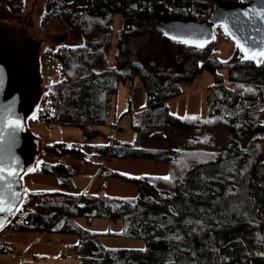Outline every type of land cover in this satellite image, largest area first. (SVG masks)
<instances>
[{
	"label": "trees",
	"instance_id": "16d2710c",
	"mask_svg": "<svg viewBox=\"0 0 264 264\" xmlns=\"http://www.w3.org/2000/svg\"><path fill=\"white\" fill-rule=\"evenodd\" d=\"M206 1H45L42 22L61 20L77 39L53 53L64 76L44 95L48 123L77 127L89 140L111 111L116 122L131 112L128 95L125 111L116 117L120 86L130 94L138 78L145 94L140 117L130 118L129 140L101 144L90 155L80 143L53 142L49 155L97 162L104 177L136 186L137 195L111 197L102 187L74 193L77 167L44 156L31 172L52 175L56 186L25 191L23 203L30 211L16 231L76 235L79 264H264V154L257 148L264 142V57L243 58L234 44L229 58H218L213 45L228 38L221 27L222 35L214 28L215 38L203 47L172 40L157 28L174 19L204 21L215 0H209L210 7ZM5 2L13 13L25 6V0ZM116 16L119 28L113 33ZM76 67L86 74L70 79L68 71ZM204 70L214 79L206 90L205 117L170 114L168 100L182 95ZM172 128L190 132L191 138L173 148L143 144L165 141ZM219 129L227 135L213 142ZM104 155L166 164L170 179L123 175L101 166ZM80 217L87 224L96 218L120 220L122 230L115 235L141 240L144 247L106 248L99 233L77 224ZM6 252L0 247V254Z\"/></svg>",
	"mask_w": 264,
	"mask_h": 264
},
{
	"label": "water",
	"instance_id": "95a60500",
	"mask_svg": "<svg viewBox=\"0 0 264 264\" xmlns=\"http://www.w3.org/2000/svg\"><path fill=\"white\" fill-rule=\"evenodd\" d=\"M245 13L249 15L245 16ZM262 17L264 0H218L204 21L174 19L157 28L172 40H186L189 44L198 45L206 40L207 43L211 42L214 28L221 27L236 46L239 43L245 49L241 52L246 56L264 49ZM64 38H59V41L62 42ZM39 47V41L29 34L22 23L0 19V69H3V83L0 84V133L3 135V140H0V159L17 173L5 182L11 185L10 189L0 185L6 201L4 207L11 209L0 213V222L4 224L0 234L16 211L15 208L21 204L13 199L12 192L19 193L23 202V178L32 170L39 155L38 136L32 134L28 123L41 96ZM249 49L252 51L249 52ZM14 119L21 121V127L10 134L11 130L3 126L6 120Z\"/></svg>",
	"mask_w": 264,
	"mask_h": 264
},
{
	"label": "crops",
	"instance_id": "0c3cea01",
	"mask_svg": "<svg viewBox=\"0 0 264 264\" xmlns=\"http://www.w3.org/2000/svg\"><path fill=\"white\" fill-rule=\"evenodd\" d=\"M234 47L230 50V55ZM213 84L214 79L212 74L198 76L189 84V88H186V91L182 95L168 100L167 106L170 114L179 118L187 115H198L200 118H204L206 115V90ZM128 95L131 99V93ZM144 107L145 103L135 105L131 101V112L124 116L121 121L126 119L129 122L130 118L134 120L138 116L140 117V113H142ZM109 124H112V122ZM109 124H106V127L110 128L102 132L107 139L109 136L108 130L112 128ZM128 136L131 138V133ZM124 139L126 140L125 137H123V141ZM69 158L79 169L72 178L74 187L72 190L74 193H93L99 187H102V190L105 191L104 193L111 197H136V186L125 184L117 178L104 177L97 162H89L86 164L76 157L70 156ZM100 163H102V160H100ZM103 165L107 169L129 177L147 176L162 178L168 177L169 175V168L166 164H157L147 159H115L109 160ZM28 175H31L28 178V182H26V175L23 178L25 191H39L55 188L56 186V180L52 175L48 177L52 176L53 181L45 177L48 174L30 172ZM76 222L84 229L99 233V240L106 248L142 249L144 247L143 242H136L132 238H123L115 235L122 230V222L120 220L112 221L104 218H96L90 224H87L86 220L80 217L76 218ZM77 242L78 237L74 234L45 232L37 234L36 236L34 235L32 238L29 232L7 229L0 234V247L5 246L7 248L6 253L0 254V264H19V261L10 255L11 251H30L31 256L25 260V264H79L74 250Z\"/></svg>",
	"mask_w": 264,
	"mask_h": 264
},
{
	"label": "rangeland",
	"instance_id": "374dc122",
	"mask_svg": "<svg viewBox=\"0 0 264 264\" xmlns=\"http://www.w3.org/2000/svg\"><path fill=\"white\" fill-rule=\"evenodd\" d=\"M45 1L46 0H25L24 9L21 12L13 13L11 9L6 5L5 0H0V19L6 18L4 20L14 21L16 23H22L23 26L28 30L29 34L40 43V47H39V70L41 76L40 100L41 98H43V96L46 93H48V91H50L49 90L50 88H53L54 83L58 79H61L62 76H64L60 74L61 71L59 70L58 63L53 57V53L61 45H65L70 42L73 43L77 40L76 34L73 32L71 28L67 27L63 21L53 20L51 23L42 22V14L44 11ZM208 6L210 7V4ZM206 17L207 16H205V18ZM118 28H119V17L116 16L113 24V33H115V31ZM216 33L222 35L221 29L216 27ZM63 36L65 38L62 42H60L59 38ZM113 44H115V34H113L111 53L114 52ZM233 47H234V43L229 38L221 36L214 43L213 50L216 51L218 58L227 59L229 58L230 50ZM221 73L225 75L226 72L225 70H221ZM85 74L86 72L80 67H76L75 69H70L68 71V75L70 79H76ZM200 75H211V74L208 71L204 70L199 74V77ZM183 88L185 92L186 88H189V84L185 85ZM130 93H131V101H133L135 105L145 103L144 89L138 78L135 79L134 86ZM127 96H128L127 88L124 86H120L118 91L117 104H116V114H117L116 117L119 116L124 111V108L126 107L127 104ZM113 113L114 111H111L110 114L111 118L105 124L96 126L98 135L92 137L89 140L84 139L82 132L77 127L59 126L56 124L47 123L44 120L34 119V121L31 122L30 124V128L32 134L38 136L39 155L36 160V163L44 156L53 159L52 155H49V151L52 148L53 142L80 143L82 144L83 152L90 155L91 150L93 148H97L101 144L110 142V138L108 137L107 139L104 136V133L102 132H105L107 131L108 128H110V127H106V124L108 125L110 122H112V124H109V126L115 127L114 125L117 122H116V118L114 119L112 118ZM118 122L120 123L117 124L119 125V127L117 128V134L129 140L130 138L128 135L131 132H130V126L128 120L123 119L122 121L120 120ZM109 131L110 130H108V132ZM214 133L215 134H214L213 142L217 141V139L221 141L227 135V132L223 131L222 129L215 130ZM165 135H166L165 141L158 142V141L149 140L148 142L145 141V143L143 144L154 148H173L178 145H185L191 138L190 132L183 131L179 128H172L170 130H167L165 132ZM257 148L261 154H264V142H260L257 145ZM69 157L70 156H57L53 160L69 163L77 167ZM35 165L33 166L31 171L35 170ZM77 170L79 171L78 167ZM25 175H26V182H28V178L31 175H28V173H26ZM48 176L50 175H46L45 177L50 181H53V177L52 176L48 177ZM125 184L132 185L129 183H125ZM24 192H25V188H24ZM102 192L104 193L105 191ZM77 193H81V192H77ZM6 230L7 229H5L4 231ZM29 235L32 238L34 237L33 233H29ZM133 240L142 243L141 240L138 239H133Z\"/></svg>",
	"mask_w": 264,
	"mask_h": 264
},
{
	"label": "snow or ice",
	"instance_id": "6c2138e0",
	"mask_svg": "<svg viewBox=\"0 0 264 264\" xmlns=\"http://www.w3.org/2000/svg\"><path fill=\"white\" fill-rule=\"evenodd\" d=\"M247 15H249V14L245 13V16H247ZM254 15H258L259 16L261 14L254 13ZM262 18H264V17H262ZM226 31H227V29H226ZM165 34L167 35L168 33H165ZM171 38L175 39V37H171ZM211 38L214 39L215 38L214 35ZM181 42L188 43V41H186V40L181 41ZM204 43H207V40L204 41ZM204 43H200L197 46L198 47H203ZM253 43H255V41H253ZM237 47L240 48L241 51H245V49L239 43H237ZM248 51L251 52L252 50L249 49ZM255 56L264 57V49H261L260 51L256 52L254 55H246L243 58L254 59ZM257 62L259 63L261 61H257ZM2 83H3V69H0V84H2ZM33 118H35V116H33ZM191 119H196V117H191ZM3 127L6 130H11L10 134H12V133H14L15 129H18V128L21 127V121L19 119L6 120ZM0 140H3L2 133H0ZM70 147H71V145H70ZM13 163H15V161H13ZM16 175H17V173L15 171H13L11 168H9L8 166H6L4 164V162H3V159H0V185L10 189L11 185L10 184H5V182L7 180H9L11 177H14ZM161 179L168 180V179H170V177H162ZM12 197H13V199H15L17 201H20L22 203V198H21V195L19 193L12 192ZM5 202L6 201H5V197L3 195V188L0 187V213L5 212L6 210L11 211V209H6L4 207ZM15 210L19 211L20 209H19V207H16ZM3 226H4V224L2 222H0V228H2Z\"/></svg>",
	"mask_w": 264,
	"mask_h": 264
},
{
	"label": "built area",
	"instance_id": "2783aa9c",
	"mask_svg": "<svg viewBox=\"0 0 264 264\" xmlns=\"http://www.w3.org/2000/svg\"><path fill=\"white\" fill-rule=\"evenodd\" d=\"M46 112H47V102H46L45 97L43 96V98H41L40 102L38 103L35 113L29 119V122H28L29 126L31 122L34 121V119L44 120L45 122L48 123ZM33 116H35V118H33ZM118 123L120 122H117L114 125L115 127L112 126V128L109 131L110 132L109 135L111 136L110 142H113V141L121 142L123 139V137L117 134V128L119 127V125H117ZM92 152L94 153L93 149H92ZM101 160H102L101 166H104L103 164L109 161L106 155H104L101 158ZM19 209H20L19 211H15L12 213V215L10 216L6 224L5 229L16 231L18 224H21L23 222V220L27 217V214L30 211V207L25 205L23 202L19 205ZM10 255L16 258L19 261V264H25V260L31 256V252L30 251H24V252L11 251Z\"/></svg>",
	"mask_w": 264,
	"mask_h": 264
},
{
	"label": "flooded vegetation",
	"instance_id": "af4514ba",
	"mask_svg": "<svg viewBox=\"0 0 264 264\" xmlns=\"http://www.w3.org/2000/svg\"><path fill=\"white\" fill-rule=\"evenodd\" d=\"M216 1H218V0H215V2H216ZM229 1H230V0H229ZM215 2H214V3H215ZM206 3H208V5H209V0H207ZM214 3H213V4H214ZM213 4H212V7H213ZM208 7H209V6H208ZM207 17H208V16H207ZM207 17H206V18H207Z\"/></svg>",
	"mask_w": 264,
	"mask_h": 264
}]
</instances>
